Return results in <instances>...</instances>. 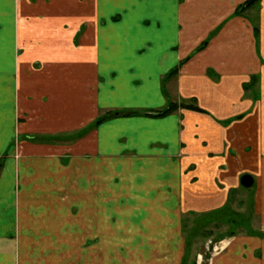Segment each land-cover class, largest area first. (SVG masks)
I'll list each match as a JSON object with an SVG mask.
<instances>
[{
    "label": "crops",
    "instance_id": "obj_1",
    "mask_svg": "<svg viewBox=\"0 0 264 264\" xmlns=\"http://www.w3.org/2000/svg\"><path fill=\"white\" fill-rule=\"evenodd\" d=\"M246 1L0 0V264H70L74 233L81 235L84 254H101L105 249L109 256L110 260L95 257L90 264H180L183 213L226 207L238 189L252 190L261 233L227 237L209 264H264V87L256 102L244 98L243 87L252 75L264 86V0L257 35L247 19L239 16L231 21L246 31L242 40L246 45L257 42L253 66L241 56L238 70L227 73V65L215 66L216 60L208 58L229 27L211 41L210 37ZM206 40L207 46L198 50ZM75 43L80 46L76 52ZM187 58L177 74L168 76ZM35 62L43 69H36ZM88 69L93 85L89 89ZM211 70L220 76L218 83L208 75ZM72 78L84 80L79 82L80 95H88L97 113L159 110L195 98L209 114L179 108L165 118L118 117L60 148H40L26 141L27 161L22 166V158L14 156L21 135L32 139L75 127L65 118L71 104H77ZM236 104L239 119L225 123ZM120 126L127 127L122 138L130 150L145 155L143 162L138 157L131 167L133 179L141 181L111 184L130 191L120 198L105 199L101 193L100 198H88L86 193L79 201V213L80 207L89 206L98 207L101 215L103 208L111 207L116 220L104 225L93 209L83 230L72 232L65 222L71 214L69 205H58L54 199L69 188L37 182L36 160L43 154L38 149L54 157L64 150V157L89 164L93 154H116L121 141L115 133ZM56 164L71 167L61 159ZM48 171L46 167L41 172ZM33 173L35 182H25L24 174ZM246 175L253 178L250 188L242 185ZM94 186L102 188V183ZM58 219H63L61 224ZM116 237L121 241L104 240ZM143 239L148 240L146 247L140 246ZM201 261L199 255L197 264Z\"/></svg>",
    "mask_w": 264,
    "mask_h": 264
},
{
    "label": "rangeland",
    "instance_id": "obj_2",
    "mask_svg": "<svg viewBox=\"0 0 264 264\" xmlns=\"http://www.w3.org/2000/svg\"><path fill=\"white\" fill-rule=\"evenodd\" d=\"M261 4L262 0H259V2L251 10L245 12L241 16L242 18L247 19V22L252 25H250L252 28L255 25H258L257 22L259 20V11ZM233 5L236 4L234 3ZM236 17L239 16L232 15L230 17V20L227 21V23L223 25V27L216 29L210 37L211 41L213 38L218 36L221 31L224 30L223 28H226V26L229 27L228 30H225V32L223 33L222 40L216 45V52H213V54L208 57L211 61L216 60V62L213 63L215 66L227 65V73H229L230 71L238 70V60L241 56L246 57L252 66L257 57L254 53L255 43H257L256 40H253L248 45H246L245 42L242 41L246 37V31L244 30L242 25L238 26L231 22L235 20ZM228 22H231V24H228ZM82 30L79 32L77 39L81 37V34L84 31ZM74 45L75 46L71 48L76 52V50H78L80 46L77 43H75ZM86 54H88L89 60L90 53L86 51ZM229 60L230 63H227V61ZM214 65H211L212 69H214ZM34 67L40 70L43 69V64L35 62ZM89 75L90 70L88 69L86 76L87 89H89V87H93V85L91 84L92 78ZM208 75L211 76L212 80H214L216 83H218V81L220 80V76H218V74H216L213 70L209 71ZM67 82L69 83L68 80ZM79 82H84V80L76 78L70 79L71 90L74 92L73 97L77 100V104H71V110L69 111L70 116H65V118L70 121L71 126L75 127H72L70 130L65 131V133L38 134L37 136H33L32 139H28L25 135H21L15 144L16 153L14 154V156L16 157V160L22 158V166H25L24 162L27 161L23 153V144L26 143V141H30L31 143L38 145L40 148H44V146H53L55 148H60L73 145L84 136H87L88 133H91L93 130L97 129V120L108 113L105 111L97 113L95 104L93 102L92 104L88 103V95H80V88L82 87V84H80ZM243 87L246 92V95H244V98L246 100L256 102L262 98V87L264 86H262L261 80L254 77V75H252L251 78L247 80ZM84 98L86 100V104L83 103ZM186 103L192 104L194 102H191V99H189L184 100L181 104L183 105ZM79 104H81V106ZM84 106H88V108L90 107L89 110H85L83 108ZM237 106L238 104L235 105V112H233L224 120L225 123L227 121L229 123H232L233 121L239 119ZM203 114L208 115L209 112L206 111V113ZM126 129V126H120L117 128V132L115 133L116 138L121 141L120 145L116 144V148L114 150L117 155L114 154V156L111 157L101 156L99 154L95 156L93 154L91 155V162H87L89 164H84L79 163L76 158L75 161H73L71 157H64V150L57 152L56 156L54 157L50 153H48V155L44 154L46 150L38 149L39 152L43 153L40 154L38 156V159L36 160L38 166L36 168L39 169L40 174H38L37 176L33 173L35 176L33 175L32 177L29 174H24V181L28 183H34L37 176L38 183L52 184L55 186L60 185V188L63 184H67L65 185V188L66 186H68L69 189L63 192L64 195H62L61 197L56 196L54 197V199H56L55 202L58 205L61 203L69 205L66 206V208L71 212V214L70 218H67L65 222L70 226V231H82L85 218L88 219L91 217V215L94 216V214H92L91 212V210L93 209L96 211L95 214L97 215V218L103 221L104 225L110 226L111 222L113 220H116L117 215L111 214V207L103 208L101 215L98 211V207L89 206L80 207L83 208V210L79 213V201L80 199L85 197L86 193L88 194V198H94V195H96L97 198H100L98 193H101L102 198L105 199L120 198L121 195H127L130 191H127L126 189L117 190L118 187H112L111 184H129L132 181L138 182V180H140V177H137L136 180L133 179V172L131 167L134 161H138V157L142 158L139 159V161L143 162L145 155L142 154V156H139V154H141L143 151H139L141 152L139 153L137 152L138 150H130V146H128V143H125V138H122L124 135L123 132H125ZM148 149V147L145 148L146 151H148ZM125 151L127 153H124ZM132 151L134 152L133 155L131 154ZM156 151L166 153L162 150ZM58 158L61 159V161H64V163H66L67 165L70 162L71 167L60 168L56 164V160H59ZM67 165L66 167H68ZM46 167H48V173L42 174L41 171ZM100 167L102 168V172H98ZM165 167H167V164L165 165ZM28 169H30V167H28ZM101 183L102 188H95L94 184ZM120 187L121 186H119V188ZM135 187L137 188V186ZM94 188L99 190L95 192ZM84 189H86V191H84ZM100 189L103 190L101 191ZM54 193L58 194L57 191H55ZM134 193L135 195H138V192L135 191ZM114 194L115 197H112V195ZM252 197L253 196L251 189H247V191L245 192L243 190L240 192V189H238L232 194L230 204L226 207L201 214H197L194 212L183 213L181 218L183 257L180 264H197L199 255L202 257L201 264H209L212 254L220 250L222 241H224L227 237H234L236 235H239L240 233L249 235L260 234V218L254 213L252 209ZM42 198L45 201L50 200V198L47 197ZM122 209H124L125 211V208ZM102 216L104 217L102 218ZM62 220L63 219L59 220L60 224L62 223ZM119 222L121 225L122 220H119ZM121 231V228L118 229L119 233H121ZM80 236L81 235L79 233H74L71 235V256L69 257L71 259L70 264H90L93 263L92 261L95 260V257H104L106 259H109V256H107L104 252V247L102 248L103 251L101 252V254H95L94 252L89 255L84 254L81 250L82 238H78ZM116 238L117 239L105 238L104 240L107 242L121 241V239H118V237ZM147 242L148 240L143 239L140 246L146 247ZM141 251H144V248L141 247Z\"/></svg>",
    "mask_w": 264,
    "mask_h": 264
},
{
    "label": "trees",
    "instance_id": "obj_3",
    "mask_svg": "<svg viewBox=\"0 0 264 264\" xmlns=\"http://www.w3.org/2000/svg\"><path fill=\"white\" fill-rule=\"evenodd\" d=\"M259 2V0H247L243 5L239 6L234 15L235 16H242L246 11L252 9L257 3ZM117 20V18H115ZM254 31L256 33V35L259 32V28L257 26L254 27ZM209 40H206L201 46L200 48H198V50H202L204 49L207 44H208ZM189 60V58H187L186 60H184L183 62H181V64L179 66H177L175 69H173L168 76H173L175 74H177L180 70V68ZM191 102H194L192 104H169L167 105L165 108L163 109H159V110H125V111H109L108 113L105 114V116L100 117L99 120H97L96 122V126L101 125L102 123L110 120V119H114V118H118V117H129V116H143V117H149V118H165L169 115H171L172 113H174L175 111H177L179 108H183V109H189V110H193V111H197L200 113H206L205 110H203L202 108H200L199 106H197V100L195 98L191 99ZM3 166V160H0V169Z\"/></svg>",
    "mask_w": 264,
    "mask_h": 264
},
{
    "label": "water",
    "instance_id": "obj_4",
    "mask_svg": "<svg viewBox=\"0 0 264 264\" xmlns=\"http://www.w3.org/2000/svg\"><path fill=\"white\" fill-rule=\"evenodd\" d=\"M242 185L246 188H250L253 185V178L250 175H246L242 178Z\"/></svg>",
    "mask_w": 264,
    "mask_h": 264
}]
</instances>
